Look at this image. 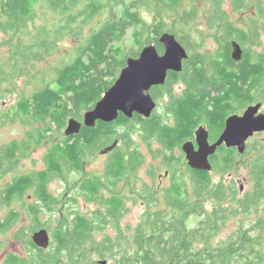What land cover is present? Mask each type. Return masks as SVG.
Segmentation results:
<instances>
[{
  "label": "trees",
  "instance_id": "obj_1",
  "mask_svg": "<svg viewBox=\"0 0 264 264\" xmlns=\"http://www.w3.org/2000/svg\"><path fill=\"white\" fill-rule=\"evenodd\" d=\"M247 1L231 0L233 12L244 10ZM225 3L226 0H0V31L7 37L4 45L9 48L0 63V99L16 91L19 78L36 80V64L56 53L64 36L80 39L95 17H104L100 26L91 28L78 44L70 62L54 68L49 72V81L13 107L14 118L43 125L49 121L62 130L67 117L80 118L105 92L96 87L98 76L92 71L125 66L127 54L120 43L129 29L134 30L132 38L138 50L155 44L162 52L157 39L168 32L195 51L203 39L192 37L194 33L201 34L196 25L203 19L217 48L210 57L193 53L184 62V77L188 78V71H192L195 94L174 105L175 115L181 118L180 141L171 138L169 129L163 136L170 150L181 144L189 131L204 125L209 139L215 141L226 118L253 104L261 103L263 108L264 103V50L256 51L264 35V7L256 0L257 11L238 26L232 22ZM143 12L150 21L142 16ZM38 19L43 23L36 26ZM233 40L243 50L238 63L230 58ZM100 129L83 127L72 144L70 139L53 144L46 155V170L15 176L1 188L0 204L4 205L24 202V197L33 192L35 201L25 210L31 218L29 229L32 234L40 229L50 234L49 248L40 249L28 239L29 229L21 227L14 240L23 241L27 252L20 257L7 254L4 264H264V132L247 142L243 154L235 148H218L209 158L212 171L194 173L197 185L193 198L186 189L182 195L184 185L174 184L166 189L162 202H145L146 211L134 227H120L125 205L114 195L106 200L105 213L95 212L90 217L58 213L54 220L50 218L55 226L49 230L48 222L44 224L40 217L46 210L53 212L58 203L48 193V184L63 176L62 162L67 164V170L81 173L83 150L94 156L100 151L99 143L106 140ZM50 131L51 126L40 128L20 145L13 141L4 146L0 174L11 172L18 164V153L25 156L32 145L46 141ZM238 169L246 171L245 179L250 184V190L242 195L223 179L218 183L212 179L211 173L224 175ZM121 172L114 170L113 176ZM79 184L89 200H99L104 188L100 177L84 176ZM152 203H156L153 212ZM194 218L200 219L191 227ZM18 220V212L10 211L0 220V232H7ZM231 222L236 231L215 245L218 234ZM109 224L115 234L98 240L95 234Z\"/></svg>",
  "mask_w": 264,
  "mask_h": 264
},
{
  "label": "rangeland",
  "instance_id": "obj_2",
  "mask_svg": "<svg viewBox=\"0 0 264 264\" xmlns=\"http://www.w3.org/2000/svg\"><path fill=\"white\" fill-rule=\"evenodd\" d=\"M261 7H264V0H259ZM225 9L229 12L231 16L232 22L237 24L238 26L242 25L243 22L248 16L252 15V13L257 11V4L256 0H248L245 3V8L241 12H233L232 10V3L231 0H226ZM42 17L45 15L38 11ZM142 16L147 20L150 21V16L143 12ZM104 17L97 16L95 17L90 24L86 27L83 36L80 39H73L70 36H64L58 46L57 52L54 53L51 57L47 60L39 62L36 64L35 68V76H37L36 80H30L28 77L19 78L16 82V91L12 94H7L3 99H0V154L4 146L10 144L13 141L22 142L23 140L27 139L29 136L36 134V130L40 128H44L47 126L52 127V131L47 134V140L43 141L39 145H32L31 149L28 150L23 156L22 153L20 155V161L16 166L13 167L11 172H6L4 174H0V191L1 188L4 187L8 182L12 180L13 177L18 175H29L34 174L37 172H41L45 170V162L44 158L47 154L50 147L55 144L59 143L62 144V139L64 136V129L58 130V128L51 124L49 121L46 124H40L39 122H33L32 120L23 119L21 117H13V107L15 104L23 97L30 96L36 90L41 88L42 84L49 81V72H51L54 68L59 67L63 63L70 62L71 59L75 55V49L79 43L82 42L83 38L88 36V32L91 28H98L102 22ZM43 23L42 19H38L36 21V26H39ZM196 30L201 34L196 35L193 34L194 39L201 40V47L197 48L195 51H190L186 45L184 47L188 50L190 56L194 54L203 55L206 57H210L215 52L217 45L213 39L209 35L212 33L208 30L206 23L203 19L197 21ZM133 29H129L125 38L122 39L120 45L123 48L124 52L127 54V57H133L136 55L141 48L138 50L137 47L134 45V41L132 38ZM7 37L0 31V63L6 59V56L9 53V48L4 45V41ZM78 41V42H76ZM146 46V45H144ZM264 50V35L262 36L261 44L256 49L257 52H261ZM71 56V57H70ZM191 78V74L189 75ZM183 89L182 85H176L173 90L179 93ZM100 99L94 102H98ZM167 103L166 100L162 101ZM93 105V107H94ZM92 107V108H93ZM242 109L238 111L236 114L241 115L243 111ZM262 111L264 112V103ZM85 112H82L80 118L77 117H68L76 118L77 120H81L83 118ZM66 121V123H67ZM137 140V141H136ZM132 140L133 146L139 145L140 140L137 139ZM101 144H99L100 146ZM105 145L101 146L100 150L104 148ZM141 149H144V142H141ZM99 150L96 151L94 156L88 157V164L86 166L87 172L90 175L100 176L103 173V158L100 157ZM176 155H179V151L175 152ZM148 171V165L146 162L143 161V164L138 163L137 168V190H142L146 183L148 182L146 173ZM165 172V168L158 171V174H163ZM212 179L214 182L218 183L221 179L227 185L234 187L238 195H242L245 192L250 190V184L246 181V171L243 169H238L232 173L220 175L217 173H211ZM68 181H59V179H53L47 186L48 193L57 201V205L54 207L53 212L44 211L40 217V221L46 224L52 229L54 223L50 220L55 219L56 214L58 213H66L71 214L74 213L75 215H83L85 217H90L95 212H104L106 211V200L110 197V194L107 191H104L99 196V200H89V198L85 197L80 190V180L82 178V174L79 171H67ZM190 192H193V181H188ZM113 187L116 189H120L123 186V182L119 184V182H115L112 184ZM169 185V181L167 180L164 183V186L167 187ZM243 188V191L240 188ZM125 193V192H124ZM126 194V193H125ZM128 197V196H126ZM35 201V196L33 192H29L24 197V202H20V228L25 227L29 229V225L31 223V218L26 213V206L32 204ZM19 208L18 202H14L11 205H4L0 204V220L4 219L10 211H17ZM145 202L137 199L136 201L128 200L126 201L125 211L122 213V219L120 221V227L125 228L126 226L130 225L134 227L136 224L140 222L142 219L143 214L146 211ZM207 208L210 209L211 207L207 205ZM200 218H194L191 221V227H195L197 222ZM19 228V220L10 230L5 233L0 232V264H4L5 258L7 254L14 253L17 255H22L27 252L25 248V243L23 241L16 242L14 240V234L18 232ZM115 229L113 226L106 225L101 232L96 233L95 237L98 240H101L104 236L109 235L113 236L115 234ZM236 231V225L234 222L228 224L227 228L222 230L218 236L216 237L214 244H219L223 241H226L229 236ZM32 231L28 230V239L31 238Z\"/></svg>",
  "mask_w": 264,
  "mask_h": 264
},
{
  "label": "flooded vegetation",
  "instance_id": "obj_3",
  "mask_svg": "<svg viewBox=\"0 0 264 264\" xmlns=\"http://www.w3.org/2000/svg\"><path fill=\"white\" fill-rule=\"evenodd\" d=\"M138 56L139 53L134 55L133 58H137ZM122 69L123 67L116 69H94L92 72L98 76L96 78V87H100L106 92L115 83ZM184 71L186 72V70L183 68L180 73L169 72L167 74L166 82L164 85L153 86L149 89L148 92L145 93L149 95L155 103V108L152 110L150 116L146 117L143 114L134 112L132 114V117L128 118L123 113L119 112L118 118L113 122H96L95 126L91 128H101L100 132L102 138L106 139L99 143L101 144L100 146L105 145V147L102 148L99 152L100 157L103 158L104 162L103 173L98 176L103 180L104 188L101 193L107 191L110 194L109 198L113 197L114 195L118 196L122 199L125 206L127 199H133L134 201L140 199L143 202L152 200L154 201L158 199L159 202H162V197L164 196L166 189L172 188L174 184L175 187L180 184L184 185V187L182 188V195H185L183 189H186V193L189 198L194 197V186L197 185L194 173L198 171L193 170L188 166V161L183 150V145L188 142L192 143L194 151L196 152L198 150V146L196 144V131L200 127H204L208 131L207 127L204 125L198 126L191 132L189 131V133L184 136L186 137V139L181 141V144L174 146L170 150L166 148V139L163 136V132L169 129L171 130L169 132L171 138L174 141H180L179 136L181 135V133L179 127L181 118H178L175 115L174 105L177 100L186 99L192 94H195V87H193L194 85L192 82L193 75L190 78L189 74H187L188 78H185ZM188 73L192 74V71H188ZM176 85L183 86V89L179 93L173 90ZM164 100H166L167 103L162 102ZM80 122H83V118L80 120ZM133 138L135 140L138 138L140 140V144L133 146ZM67 139H70L69 144H72L74 138H67L66 136L62 139V143ZM142 141L144 142L143 150L141 149ZM209 142L213 143L214 141H211L209 139ZM20 143L21 142H18L19 145ZM176 151H179V155L175 154ZM2 153L3 149L0 157ZM46 155L44 158V162L46 159ZM82 156L83 161L81 174L83 178L84 176L90 175L86 169L89 157V152H87V149L83 150ZM19 161L20 155H18V162ZM143 161L148 165V171L146 173L148 182L142 190H137L138 163L139 165L143 164ZM62 164L64 165L62 169L63 176L61 178H55L59 179V181H68L67 171L69 170H67V164L65 162H62ZM163 168H165V172L163 174H158V171L162 170ZM114 170H122V172L117 176H113L115 175L113 173ZM167 180L169 181V185L165 187L164 183ZM190 180L193 181L194 187L192 193L190 192L188 184V181ZM114 182H119V184L123 182V186L120 189H115L112 185ZM142 195L144 199L140 197ZM84 196L88 198L87 194H85ZM155 205L156 203L151 204V212L156 210ZM18 206L19 208L17 212L19 217V233L20 200L18 201Z\"/></svg>",
  "mask_w": 264,
  "mask_h": 264
},
{
  "label": "water",
  "instance_id": "obj_4",
  "mask_svg": "<svg viewBox=\"0 0 264 264\" xmlns=\"http://www.w3.org/2000/svg\"><path fill=\"white\" fill-rule=\"evenodd\" d=\"M157 43L162 47L161 54L157 45L148 44L141 48L137 58H126L125 66L115 83L92 109L84 113L83 122L75 118L68 119L64 129L67 138L78 135L83 127L93 128L96 122H113L118 118L119 112L128 118H131L134 112L150 116L155 103L145 93L153 86L164 85L169 72L180 73L184 68V62L190 58L188 50L174 34L162 33ZM230 47L231 60L240 62L243 57L241 45L233 40ZM263 132L264 112L261 103L246 107L241 115L232 114L226 118L222 132L213 143L209 142V132L200 127L196 131L198 150L195 152L190 142L183 145L188 166L196 171L210 172L212 166L209 158L218 148L222 146L228 149L235 148L238 154H243L247 142L255 134ZM240 190L243 191V188ZM31 240L40 249H47L50 246V234L46 229L33 232ZM99 264H107V261H99Z\"/></svg>",
  "mask_w": 264,
  "mask_h": 264
},
{
  "label": "bare ground",
  "instance_id": "obj_5",
  "mask_svg": "<svg viewBox=\"0 0 264 264\" xmlns=\"http://www.w3.org/2000/svg\"><path fill=\"white\" fill-rule=\"evenodd\" d=\"M71 57V56H70ZM68 118V117H67ZM180 149V148H179Z\"/></svg>",
  "mask_w": 264,
  "mask_h": 264
}]
</instances>
